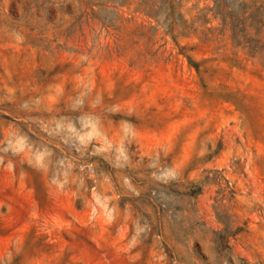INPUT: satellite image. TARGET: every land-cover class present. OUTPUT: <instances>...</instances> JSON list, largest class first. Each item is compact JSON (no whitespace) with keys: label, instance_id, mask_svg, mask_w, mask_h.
<instances>
[{"label":"rangeland","instance_id":"1","mask_svg":"<svg viewBox=\"0 0 264 264\" xmlns=\"http://www.w3.org/2000/svg\"><path fill=\"white\" fill-rule=\"evenodd\" d=\"M254 3L0 0V264H264Z\"/></svg>","mask_w":264,"mask_h":264},{"label":"trees","instance_id":"2","mask_svg":"<svg viewBox=\"0 0 264 264\" xmlns=\"http://www.w3.org/2000/svg\"><path fill=\"white\" fill-rule=\"evenodd\" d=\"M250 9L252 12L250 13L249 17L247 19H251L253 24L256 23L257 25H260V28L258 29V32L260 33L261 28L264 27V5H257L256 3L250 5ZM238 45H241V43L238 41ZM249 49V54H251L252 57H254L260 50H263V46H247Z\"/></svg>","mask_w":264,"mask_h":264}]
</instances>
